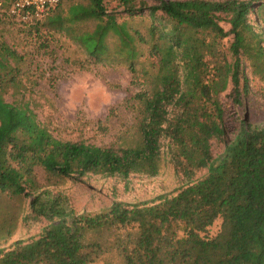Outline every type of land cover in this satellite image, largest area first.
Returning a JSON list of instances; mask_svg holds the SVG:
<instances>
[{
    "label": "trees",
    "instance_id": "obj_1",
    "mask_svg": "<svg viewBox=\"0 0 264 264\" xmlns=\"http://www.w3.org/2000/svg\"><path fill=\"white\" fill-rule=\"evenodd\" d=\"M113 1L126 20L117 21L108 0L65 10L60 0L39 20L68 35L94 61L125 65L133 78L141 48L148 46L152 62L142 71L147 89L133 98L136 146L60 140L28 106L6 102L8 87L19 84L21 56L0 45V202L32 197L26 225H50L36 238L1 248L0 264H112L110 258L117 264H264V124H242L226 143L220 99L229 85L237 102L250 92L244 63L264 82V0ZM145 12L150 24L143 34L132 21ZM84 23H93L92 29H81ZM110 40L116 41L113 51ZM213 141L224 143L216 158ZM163 157L187 183L156 204L115 201L101 212L75 214L62 195L40 192L36 180L37 168L58 180L155 177ZM2 224L5 241L13 227L10 220Z\"/></svg>",
    "mask_w": 264,
    "mask_h": 264
},
{
    "label": "rangeland",
    "instance_id": "obj_2",
    "mask_svg": "<svg viewBox=\"0 0 264 264\" xmlns=\"http://www.w3.org/2000/svg\"><path fill=\"white\" fill-rule=\"evenodd\" d=\"M75 3H86V0H61L60 7L65 10ZM147 3L150 5L154 1L147 0ZM7 7V0H0V45H6L21 56L18 64L21 74L18 87H8L5 101L28 106L37 121L60 140L115 148L136 146L140 136L136 121L138 105L133 98L136 93L147 89L142 71L150 69L152 62V58L147 57L148 46L141 48L143 53L137 62L136 78H133L125 65L96 62L65 33L44 28L41 25L43 19L23 23L11 17ZM107 9L119 13L118 22L126 20L116 1L108 0ZM132 24L145 34L150 19L145 12ZM92 27L93 23H84L81 29ZM222 27L225 31L229 29L225 23ZM231 40V35L224 40L225 48ZM109 43L112 51L115 50L116 41L110 40ZM244 65L250 92L237 102L230 94L229 85L220 96L226 143L235 138L242 124H264V82L250 74L247 63ZM211 150L213 158H216L222 154L224 143L213 141ZM206 172H198L194 179L203 177ZM36 180L40 192L62 195L75 214L101 212L115 201L156 204L158 197L174 195L187 183L175 175L167 157L161 160L155 177L131 175L122 179L88 175L79 181L58 180L49 178L37 168ZM31 199H1L0 228L5 220H10L13 228L10 237L0 240V249H8L17 240L29 241L50 228L45 221L30 227L26 225L24 217L30 213ZM218 228L219 221L210 229V234H215ZM109 261L117 264L116 258Z\"/></svg>",
    "mask_w": 264,
    "mask_h": 264
},
{
    "label": "built area",
    "instance_id": "obj_3",
    "mask_svg": "<svg viewBox=\"0 0 264 264\" xmlns=\"http://www.w3.org/2000/svg\"><path fill=\"white\" fill-rule=\"evenodd\" d=\"M59 3L60 0H13L8 12L15 20L26 23L39 20Z\"/></svg>",
    "mask_w": 264,
    "mask_h": 264
}]
</instances>
